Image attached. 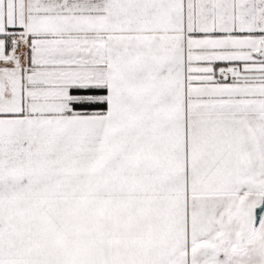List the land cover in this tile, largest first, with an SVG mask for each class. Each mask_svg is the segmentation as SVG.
I'll use <instances>...</instances> for the list:
<instances>
[{"label":"snow or ice","instance_id":"6c2138e0","mask_svg":"<svg viewBox=\"0 0 264 264\" xmlns=\"http://www.w3.org/2000/svg\"><path fill=\"white\" fill-rule=\"evenodd\" d=\"M0 264H264V0H0Z\"/></svg>","mask_w":264,"mask_h":264}]
</instances>
